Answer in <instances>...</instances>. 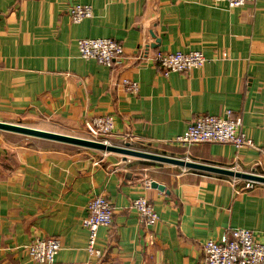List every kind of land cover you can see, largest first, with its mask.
I'll return each mask as SVG.
<instances>
[{"label":"crops","instance_id":"0c3cea01","mask_svg":"<svg viewBox=\"0 0 264 264\" xmlns=\"http://www.w3.org/2000/svg\"><path fill=\"white\" fill-rule=\"evenodd\" d=\"M76 3L93 14L73 21ZM81 37L118 40L124 64L83 58ZM157 50H201L207 61L165 75ZM229 110L257 148L172 143L197 117ZM105 114L116 145L131 135L134 149L264 175V0H0V121L86 138V121ZM123 157L0 130V264H37L26 247L47 237L61 244L54 264H200L204 243L234 228L264 242V183L248 190L246 179ZM94 195L115 207L98 230L100 256L83 224ZM139 196L157 224L131 208Z\"/></svg>","mask_w":264,"mask_h":264},{"label":"built area","instance_id":"2783aa9c","mask_svg":"<svg viewBox=\"0 0 264 264\" xmlns=\"http://www.w3.org/2000/svg\"><path fill=\"white\" fill-rule=\"evenodd\" d=\"M248 1L255 0H215L228 7H238ZM93 14L91 5L76 3L71 8L72 19L80 22ZM79 53L83 58L96 59L110 67L122 66L126 59L124 45L112 37H81L78 39ZM146 47L140 49V56L145 57ZM153 59L165 75L172 71H189L203 66L207 56L201 50L166 51L157 50ZM122 86L129 93H137L139 82L124 77ZM86 138L114 144L115 119L112 114L95 116L85 123ZM121 146L133 147L134 136H123ZM172 143L190 148L203 143L232 144L236 148H257L254 140L242 130V120L233 118L229 110L225 116L205 114L194 119L185 132L177 136ZM264 154V146L259 148ZM255 173L256 170H251ZM262 183L247 180L245 188L250 190ZM149 185V183H148ZM131 208L139 214L140 221L147 225H155L160 217L154 206L145 196H139L131 203ZM115 207L104 195H94L89 202L88 214L83 220L89 231L88 252L90 255L100 256L101 250L97 247L98 230L101 226H110L113 223ZM32 261L37 264H54L61 250L58 238H37L27 247ZM78 264V263H70ZM200 264H264V242L259 240L255 232L247 228H234L219 239H210L203 245V260Z\"/></svg>","mask_w":264,"mask_h":264},{"label":"water","instance_id":"95a60500","mask_svg":"<svg viewBox=\"0 0 264 264\" xmlns=\"http://www.w3.org/2000/svg\"><path fill=\"white\" fill-rule=\"evenodd\" d=\"M0 130L23 134L26 136H31L36 138H42L51 141L67 143L84 148H90L105 152L120 153L124 156L123 160H127L129 156L139 157V158L159 161L162 163L174 164L187 169L222 174L230 177L242 178L246 180L256 181L259 183H264V175L261 174H255V173L235 170L233 168H226L209 163L188 160L185 158H178L165 154L134 149L128 147L129 146L128 144L126 146H121L116 144H105L104 142L95 141L85 137L74 136V135L64 134L50 130H44L18 123L4 122V121H0ZM152 186L160 190H165L164 185L159 184L158 182L155 181L152 182Z\"/></svg>","mask_w":264,"mask_h":264},{"label":"rangeland","instance_id":"374dc122","mask_svg":"<svg viewBox=\"0 0 264 264\" xmlns=\"http://www.w3.org/2000/svg\"><path fill=\"white\" fill-rule=\"evenodd\" d=\"M22 125H28V124H22ZM43 126V125H42ZM32 127H38V126H32ZM40 128V127H39Z\"/></svg>","mask_w":264,"mask_h":264}]
</instances>
